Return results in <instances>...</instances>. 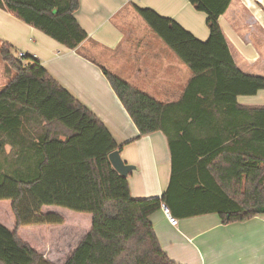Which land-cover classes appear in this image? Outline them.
<instances>
[{
    "label": "trees",
    "instance_id": "16d2710c",
    "mask_svg": "<svg viewBox=\"0 0 264 264\" xmlns=\"http://www.w3.org/2000/svg\"><path fill=\"white\" fill-rule=\"evenodd\" d=\"M232 1L189 0L207 14V40L135 5L193 73L179 100L161 103L102 67L141 135L162 131L168 139L172 171L161 197L134 198L128 176L109 159L120 148L105 124L35 56H17L12 44L0 41L3 60L17 70L0 90V200L12 201L16 218L13 229L0 222V264H54L19 235L22 226L64 222L43 212L45 205L92 215L90 231L64 264H182L164 251L150 219L162 205L178 219L217 213L225 224L259 214L258 178L250 180V205L230 195L210 170L222 153L264 163V106L238 101L264 91V76L246 74L234 61L219 21ZM0 7L82 53L88 32L76 18L80 0H0Z\"/></svg>",
    "mask_w": 264,
    "mask_h": 264
},
{
    "label": "crops",
    "instance_id": "0c3cea01",
    "mask_svg": "<svg viewBox=\"0 0 264 264\" xmlns=\"http://www.w3.org/2000/svg\"><path fill=\"white\" fill-rule=\"evenodd\" d=\"M135 5L178 21L201 40L209 37L207 14L189 0H80L76 18L88 32L82 53L1 7L0 41L12 44L17 56L20 52L35 56L51 78L105 124L123 160L135 166L128 175L132 196L147 199L161 197L170 183L168 139L162 131L141 135L102 67L164 104L182 97L193 73L150 27L137 20ZM219 21L237 67L264 76V0H233ZM7 69L11 67L0 53V90L12 79L4 74ZM238 101L264 106V91L239 96ZM236 157L222 153L210 164L212 174L230 195L250 205L254 204L250 180L258 178L264 200V173H259L263 161ZM4 204L13 216L2 215ZM42 209L62 215L64 222L22 226L19 235L45 259L64 264L90 231L92 215L60 206ZM68 214L76 219V227L66 226ZM150 219L164 251L182 264H264V214L225 224L217 213H209L179 219L175 227L162 207ZM0 222L11 229L16 226L11 200H0Z\"/></svg>",
    "mask_w": 264,
    "mask_h": 264
},
{
    "label": "water",
    "instance_id": "95a60500",
    "mask_svg": "<svg viewBox=\"0 0 264 264\" xmlns=\"http://www.w3.org/2000/svg\"><path fill=\"white\" fill-rule=\"evenodd\" d=\"M56 12V10H55ZM109 159L113 167L123 176H128L135 168L134 165L126 163L120 154V149H117L109 154ZM259 214H264V206L257 209Z\"/></svg>",
    "mask_w": 264,
    "mask_h": 264
},
{
    "label": "rangeland",
    "instance_id": "374dc122",
    "mask_svg": "<svg viewBox=\"0 0 264 264\" xmlns=\"http://www.w3.org/2000/svg\"><path fill=\"white\" fill-rule=\"evenodd\" d=\"M137 20H139V21H141L143 24H145L148 28H149V26L147 25V23L145 22V20L141 17V16H139V15H137ZM149 30H151L150 28H149ZM152 31V30H151ZM153 32V31H152ZM153 34H155L154 32H153ZM155 36H157L156 34H155ZM159 38V37H158ZM160 39V38H159ZM161 40V39H160ZM16 52H18V50L16 51ZM19 53V52H18ZM9 65V64H8ZM10 66V65H9ZM11 67V66H10ZM9 69V68H8ZM8 69L6 70L7 72H4V74L5 73H7V74H5L7 77H14L15 76V74L17 73V70L15 69V68H12L11 67V70L10 71H8ZM2 207V209H1V212H2V215L5 217V218H8L9 216H10V214H11V216H13L12 215V211H11V208H10V212H8V207H7V205L6 204H4L3 206H1ZM43 212H54V211H52V210H49V209H44L43 210ZM69 216V217H68ZM68 216H67V219H68V223H67V227H70V228H73V227H76V219L73 217V216H71V215H69L68 214ZM84 226H86V223L84 222V224H82V227H84ZM90 226H91V223H90ZM60 264H61V262H59ZM63 263V262H62Z\"/></svg>",
    "mask_w": 264,
    "mask_h": 264
},
{
    "label": "built area",
    "instance_id": "2783aa9c",
    "mask_svg": "<svg viewBox=\"0 0 264 264\" xmlns=\"http://www.w3.org/2000/svg\"><path fill=\"white\" fill-rule=\"evenodd\" d=\"M18 55H19L20 57H22L23 55H25V53H24V52H20ZM162 207H163V209H164V212H165V214H166V217H167L169 223H170L172 226L177 227L178 224H179V219H178L177 217H174V216L170 213L169 209H168L165 205H162Z\"/></svg>",
    "mask_w": 264,
    "mask_h": 264
}]
</instances>
